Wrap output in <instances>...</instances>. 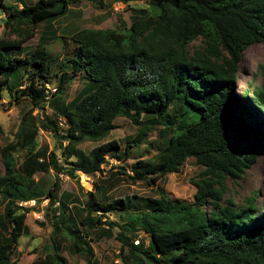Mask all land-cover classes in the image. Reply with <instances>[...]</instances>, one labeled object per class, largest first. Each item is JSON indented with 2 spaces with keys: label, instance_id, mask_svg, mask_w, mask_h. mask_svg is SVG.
I'll return each instance as SVG.
<instances>
[{
  "label": "trees",
  "instance_id": "trees-1",
  "mask_svg": "<svg viewBox=\"0 0 264 264\" xmlns=\"http://www.w3.org/2000/svg\"><path fill=\"white\" fill-rule=\"evenodd\" d=\"M79 1L29 6L0 0L5 28L16 36L0 37V85L10 103L31 106L15 141L0 150V264H15L20 238L30 235L18 214L35 209L21 204H40L44 197L52 210L54 246L36 264H67V239L71 255L97 264L92 243L104 238L120 243L121 264H264V202L257 191L239 200L229 188L264 156V87L236 95L245 52L264 45V0H146L147 9L131 8L125 31L55 29ZM42 25L43 45L28 54L25 45ZM196 40L203 45L192 52ZM55 42L72 48L58 63L62 74L52 94L47 83L58 64L46 47ZM76 76L85 86L68 102ZM48 108L51 116L34 114ZM120 118L138 128L125 148L106 142ZM41 131L53 135L58 151L38 147ZM86 142L102 144L86 154L79 149ZM143 145L154 156L141 154L126 165ZM21 153L20 165L15 155ZM189 159L203 168L191 179L193 202L171 198L158 186ZM51 172L56 179L45 193L35 176ZM78 173L98 175L92 191L80 185ZM61 176L78 183L82 204L60 193ZM121 183H144L158 198H114ZM115 214L123 223L107 217ZM140 232L150 237L147 249L135 244Z\"/></svg>",
  "mask_w": 264,
  "mask_h": 264
},
{
  "label": "rangeland",
  "instance_id": "rangeland-1",
  "mask_svg": "<svg viewBox=\"0 0 264 264\" xmlns=\"http://www.w3.org/2000/svg\"><path fill=\"white\" fill-rule=\"evenodd\" d=\"M24 2L27 5H34L38 0H6L7 4H14L18 2ZM102 6L98 3L90 2L87 0L79 1L73 4L70 9V13L65 18L56 22L55 29L62 30H119L125 31L131 27L132 9H147L148 5L146 0L131 1L128 4L121 2H114L112 0H103ZM20 9L22 6L19 4ZM6 17L0 12V37H7L14 39L16 36L12 35L8 29L5 28L4 19ZM44 31V26L38 27L34 31V38L30 40L25 46L29 49L28 54L33 53L39 45H43L40 40V36ZM60 33V32H59ZM201 40H196L191 46V51L198 50L202 47ZM68 48L63 46L62 42H55L47 45L46 51L49 52L50 57L55 60L56 64H62L66 62V53ZM53 67L52 75L48 79L47 87L53 94L56 92L60 84V76L62 71L60 65ZM76 80L69 85L67 101H71L75 98L80 89L85 86L84 81H80L76 76ZM238 91L236 95L240 98L244 96L246 90H249L252 94L255 88L264 87V45L257 44L250 47L244 54L242 62L240 64ZM251 99V95L245 99V102ZM250 102V101H249ZM31 109L28 103H22L20 105L10 103L8 92L2 89L0 85V150L16 139L19 124L22 118V114ZM35 115H39L41 119H44L46 115L51 116V110L48 108L44 113L36 109ZM117 129L107 138V141L117 140L125 148V139L133 137L137 134L138 128L134 126L127 119H117L115 121ZM156 133L152 135L151 141H154ZM102 143L86 142L79 146V149L86 154H89L94 148L99 147ZM38 147L46 150L48 153L58 151V143L54 139L53 135L44 131L40 132L38 138ZM138 155H134L132 159L126 162V165L130 166L135 162V158H140L141 154H144V159H149L154 156L153 153L148 152L146 146H141ZM24 153L16 154L15 157L18 163H23ZM113 165H120V162L115 159H110ZM0 172L4 173V166L0 156ZM203 172V168L200 167L195 159H189L179 174H172L162 178L158 182V186L165 190V192L171 198L181 199L186 202H193L196 188L192 185L191 179L197 178L199 174ZM80 177V185L83 186L86 192L93 190L92 181L98 180V175L86 176L85 174L78 173ZM86 177L87 182L84 183L83 179ZM55 174L37 173L35 176L36 182L41 185L42 190L47 193L55 181ZM62 186L60 193H71L77 199V206L82 204L83 197L79 194L78 183L75 180H71L66 176H61ZM231 192L236 195L237 199H242L245 196L250 195L252 192H259V198L261 202H264V156H261L257 164L249 170L243 179L238 181L236 185L229 184ZM114 198H130V199H157L158 193L156 189H151L144 183L138 185H131L127 183H121L112 192ZM24 207H33L35 211L21 212L18 217L23 216L25 225L30 229L29 236H23L19 240L15 257L13 258L15 264H36L40 260L46 258L47 254L53 253L54 238H53V223L52 210L49 207V201L44 197L40 204L26 203L21 204ZM3 206L0 205V214L3 213ZM110 221L123 223L119 215H107ZM115 234H118V229L114 230ZM139 241L147 249L150 245V237L144 232H140L135 238V242ZM136 244V243H135ZM70 242L67 239L65 241L66 252L64 257L67 260V264H87L86 259L80 255H71L68 251ZM93 250L95 252V258L97 264H121L118 256L120 243L114 239H102L99 243H92Z\"/></svg>",
  "mask_w": 264,
  "mask_h": 264
},
{
  "label": "built area",
  "instance_id": "built-area-1",
  "mask_svg": "<svg viewBox=\"0 0 264 264\" xmlns=\"http://www.w3.org/2000/svg\"><path fill=\"white\" fill-rule=\"evenodd\" d=\"M64 122H65V120H61V125H62V124L64 125ZM32 203L34 204L35 202L32 201ZM138 243H139V241H136V244H138Z\"/></svg>",
  "mask_w": 264,
  "mask_h": 264
}]
</instances>
